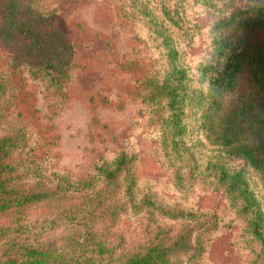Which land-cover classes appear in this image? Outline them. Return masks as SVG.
Listing matches in <instances>:
<instances>
[{"label":"trees","instance_id":"trees-1","mask_svg":"<svg viewBox=\"0 0 264 264\" xmlns=\"http://www.w3.org/2000/svg\"><path fill=\"white\" fill-rule=\"evenodd\" d=\"M140 39L120 63L145 105L156 162L172 185L223 191L241 224L234 244L264 264V0H111ZM210 11L207 55L182 46L201 33L187 19ZM0 264H211L221 217L166 202L144 185L129 149L100 156L85 176L49 166L58 138L36 91L66 100L83 68L59 29L54 0H0ZM55 112V109H54ZM139 218L146 241L120 229Z\"/></svg>","mask_w":264,"mask_h":264},{"label":"rangeland","instance_id":"rangeland-1","mask_svg":"<svg viewBox=\"0 0 264 264\" xmlns=\"http://www.w3.org/2000/svg\"><path fill=\"white\" fill-rule=\"evenodd\" d=\"M54 6L57 25L75 47L83 68L73 76L64 101L41 92L40 82H29V88L36 91L42 119H51L58 134L49 148L50 168L82 178L100 156H110L118 149L134 151L139 156L142 182L166 202L221 217L208 248V263L248 264L247 254L234 244L241 224L229 210L224 192L199 187L192 192L180 191L172 185L167 169L154 159L145 105L128 93L129 79L120 67L123 60L137 55L141 45L137 32L118 17L111 0H54ZM209 16L207 8L193 9L187 15L202 31L190 46H182L193 69V56L209 52L203 33ZM11 49L0 41V55ZM139 223V218L125 217L120 223L129 247L146 241Z\"/></svg>","mask_w":264,"mask_h":264}]
</instances>
